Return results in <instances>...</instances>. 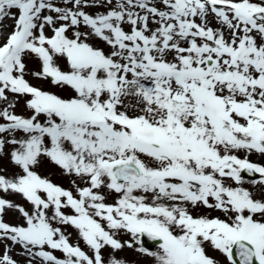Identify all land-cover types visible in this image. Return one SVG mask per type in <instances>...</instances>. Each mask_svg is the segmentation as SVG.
<instances>
[{
  "label": "snow or ice",
  "instance_id": "6c2138e0",
  "mask_svg": "<svg viewBox=\"0 0 264 264\" xmlns=\"http://www.w3.org/2000/svg\"><path fill=\"white\" fill-rule=\"evenodd\" d=\"M253 154L264 0H0V264H264Z\"/></svg>",
  "mask_w": 264,
  "mask_h": 264
},
{
  "label": "rangeland",
  "instance_id": "374dc122",
  "mask_svg": "<svg viewBox=\"0 0 264 264\" xmlns=\"http://www.w3.org/2000/svg\"><path fill=\"white\" fill-rule=\"evenodd\" d=\"M7 23L10 24L11 21H7ZM45 87H48V85H45ZM22 110H23L22 107H18L17 108V112H21ZM238 154L241 157H243L245 155L244 153H238ZM250 158H251V160L253 162L264 163V158L260 157L258 154H253V155H251ZM53 171H55V170H53ZM243 175H244V178H245V181H246L244 186L245 187H253L250 183L247 182V181H249L250 177L248 175H246L245 173ZM52 178L55 181L63 183L65 186H67L66 181L61 180L58 175H53ZM141 241H142V238H141ZM142 244H144L143 241H142ZM156 248H157V245H152L149 248V250L156 251ZM121 255H122V257L127 258L131 262V264H136L137 261H139V264H153L152 258H149V257H146V256L145 257H139L136 254L129 252L128 250H125Z\"/></svg>",
  "mask_w": 264,
  "mask_h": 264
},
{
  "label": "water",
  "instance_id": "95a60500",
  "mask_svg": "<svg viewBox=\"0 0 264 264\" xmlns=\"http://www.w3.org/2000/svg\"><path fill=\"white\" fill-rule=\"evenodd\" d=\"M145 237H146V236H145ZM146 239H147L148 242H151V240H149L147 237H146Z\"/></svg>",
  "mask_w": 264,
  "mask_h": 264
}]
</instances>
